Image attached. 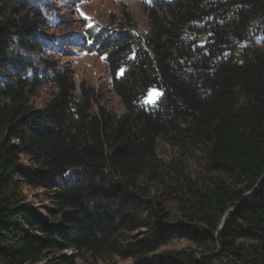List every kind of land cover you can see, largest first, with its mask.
I'll use <instances>...</instances> for the list:
<instances>
[{"label": "trees", "instance_id": "trees-1", "mask_svg": "<svg viewBox=\"0 0 264 264\" xmlns=\"http://www.w3.org/2000/svg\"><path fill=\"white\" fill-rule=\"evenodd\" d=\"M50 1L0 0V264H264V0L158 1L141 34L128 12L83 40L48 34ZM83 43L106 57L121 117L49 58ZM161 137L198 150L201 175L163 166ZM177 239L194 248L156 255Z\"/></svg>", "mask_w": 264, "mask_h": 264}, {"label": "rangeland", "instance_id": "rangeland-1", "mask_svg": "<svg viewBox=\"0 0 264 264\" xmlns=\"http://www.w3.org/2000/svg\"><path fill=\"white\" fill-rule=\"evenodd\" d=\"M163 0H51V16L47 19L49 26H53V31L48 34L52 36H64V38L84 39L86 35L93 37L98 32L112 33L124 27H130L127 14L131 13L135 20L137 33L146 31L148 25V10ZM129 12V13H128ZM86 42V40L84 41ZM204 39H201L202 45ZM61 47V49H60ZM235 47L236 51L242 50L245 46L231 44L229 49ZM65 47L59 46L56 53L49 58L57 62L60 67L71 68L75 72L76 84L80 86L85 82L88 86L96 89L97 100L111 113L121 117L125 113V108L120 98L111 87L110 73L106 57L99 52H90L83 45L69 51ZM234 49V50H235ZM58 90L54 84L46 85L38 89L35 96L30 98V102L38 109L44 108L53 100ZM162 97V92L157 87H151L142 100L145 107H154ZM97 111V109H96ZM157 156L159 162L166 166L172 161H180L181 167L188 176L196 178L201 175L202 166L198 157L201 153L192 147L183 150L166 137H161L157 143ZM24 193L40 210L44 207H51L50 199L43 190H32L24 186ZM39 194L35 199V195ZM171 201V202H170ZM168 203V209L172 216L178 215L177 206L174 199ZM178 217V216H177ZM194 248L186 240H172L166 246L157 251L156 255L162 256L169 253H177ZM72 250L64 252V255H73ZM76 264H135L133 260H124L113 257L107 260H96L84 255L77 259Z\"/></svg>", "mask_w": 264, "mask_h": 264}, {"label": "water", "instance_id": "water-1", "mask_svg": "<svg viewBox=\"0 0 264 264\" xmlns=\"http://www.w3.org/2000/svg\"><path fill=\"white\" fill-rule=\"evenodd\" d=\"M234 211H235V209L232 210V211H230V212L227 214V216H226L225 219H224V222L227 220V218L230 216V214L233 213ZM223 226H224V223H223V225H222L221 228H223Z\"/></svg>", "mask_w": 264, "mask_h": 264}]
</instances>
